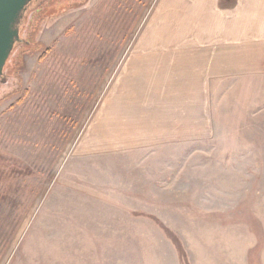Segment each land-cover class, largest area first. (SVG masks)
I'll use <instances>...</instances> for the list:
<instances>
[{
	"label": "rangeland",
	"instance_id": "1",
	"mask_svg": "<svg viewBox=\"0 0 264 264\" xmlns=\"http://www.w3.org/2000/svg\"><path fill=\"white\" fill-rule=\"evenodd\" d=\"M72 1L0 82V264H264L262 26L241 37L251 39L234 66L222 61L234 76L190 99L207 102L208 126L189 143L135 145L155 131L106 116L134 96L143 109L162 100L154 81L119 84L136 45L162 32L169 2Z\"/></svg>",
	"mask_w": 264,
	"mask_h": 264
},
{
	"label": "crops",
	"instance_id": "2",
	"mask_svg": "<svg viewBox=\"0 0 264 264\" xmlns=\"http://www.w3.org/2000/svg\"><path fill=\"white\" fill-rule=\"evenodd\" d=\"M186 1L167 0L169 13L162 32L156 34L150 45L145 42L137 44L134 57L121 65L120 89L133 92L137 88L150 89L151 80L157 84L154 89L161 92L158 99L162 100H152L144 109L143 101L137 102L138 98L134 96L132 102L128 100L127 104L120 105L125 106V110L120 108L118 115L116 111H109L106 116L110 126H147L155 131L151 138L134 139L135 145L142 141L146 142L142 144L144 146L169 145L175 141L189 143L192 130L208 126V118H212V114L207 110V102L203 105L197 103L192 108L191 100L206 99V83L209 81L221 82L224 77L234 76L232 69L224 67L222 61L229 57L225 61L230 64L225 66H234V58L237 57L234 53L239 42L251 39L241 37L246 35L253 39L260 25L264 59V0ZM239 1L242 7L248 3L247 10L240 8ZM230 2L234 4L228 7ZM241 20H244V27L240 30L237 24ZM143 50L149 52L143 54ZM133 76L134 81H126ZM185 98L188 103L184 102ZM169 99L179 100L173 103V109ZM171 126L177 131L176 138L161 137L162 131L169 130Z\"/></svg>",
	"mask_w": 264,
	"mask_h": 264
},
{
	"label": "water",
	"instance_id": "3",
	"mask_svg": "<svg viewBox=\"0 0 264 264\" xmlns=\"http://www.w3.org/2000/svg\"><path fill=\"white\" fill-rule=\"evenodd\" d=\"M35 0H0V82L8 79L7 66L18 44H23L21 28ZM30 45V42L27 43Z\"/></svg>",
	"mask_w": 264,
	"mask_h": 264
},
{
	"label": "trees",
	"instance_id": "4",
	"mask_svg": "<svg viewBox=\"0 0 264 264\" xmlns=\"http://www.w3.org/2000/svg\"><path fill=\"white\" fill-rule=\"evenodd\" d=\"M74 7L75 4L73 3L72 0H35L34 4L31 5L29 11L26 13L21 28L22 35H24L25 32L26 33L29 32L27 34L28 38L26 37V40L23 43L22 47H24V49H27V47L32 46L33 41L35 39L34 38L35 33L37 32V29L41 26L43 22L48 20L50 17L53 18L64 15ZM28 42H30V45L27 44ZM20 46L21 44H18L16 46V50L14 51L13 56L19 50ZM13 56L11 59H13ZM7 69H8L7 72L9 74L8 77H13L14 74L17 72L15 66H11L10 64L7 67ZM11 96L12 94L7 95L6 99Z\"/></svg>",
	"mask_w": 264,
	"mask_h": 264
},
{
	"label": "flooded vegetation",
	"instance_id": "5",
	"mask_svg": "<svg viewBox=\"0 0 264 264\" xmlns=\"http://www.w3.org/2000/svg\"><path fill=\"white\" fill-rule=\"evenodd\" d=\"M6 81H7V79H6ZM6 81H4V82H6Z\"/></svg>",
	"mask_w": 264,
	"mask_h": 264
},
{
	"label": "bare ground",
	"instance_id": "6",
	"mask_svg": "<svg viewBox=\"0 0 264 264\" xmlns=\"http://www.w3.org/2000/svg\"><path fill=\"white\" fill-rule=\"evenodd\" d=\"M23 43H24V41H23Z\"/></svg>",
	"mask_w": 264,
	"mask_h": 264
}]
</instances>
